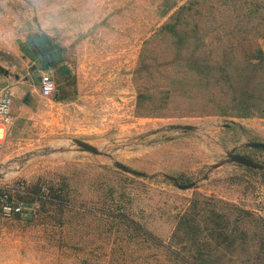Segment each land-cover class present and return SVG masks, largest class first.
<instances>
[{
	"label": "rangeland",
	"instance_id": "obj_1",
	"mask_svg": "<svg viewBox=\"0 0 264 264\" xmlns=\"http://www.w3.org/2000/svg\"><path fill=\"white\" fill-rule=\"evenodd\" d=\"M0 80V264H264V0H0Z\"/></svg>",
	"mask_w": 264,
	"mask_h": 264
},
{
	"label": "built area",
	"instance_id": "obj_2",
	"mask_svg": "<svg viewBox=\"0 0 264 264\" xmlns=\"http://www.w3.org/2000/svg\"><path fill=\"white\" fill-rule=\"evenodd\" d=\"M53 76L49 69L40 74V94L47 97L53 90ZM12 94L8 87L0 88V151L5 142V126L12 122ZM22 213V207L15 197L0 188V217L4 219L14 218Z\"/></svg>",
	"mask_w": 264,
	"mask_h": 264
},
{
	"label": "crops",
	"instance_id": "obj_3",
	"mask_svg": "<svg viewBox=\"0 0 264 264\" xmlns=\"http://www.w3.org/2000/svg\"><path fill=\"white\" fill-rule=\"evenodd\" d=\"M41 56V55H40ZM40 56H38L37 55V53H36V57H40ZM42 58V62H43V64H42V66H45V68H47V64H48V61H47V58L46 57H41ZM1 81V80H0ZM1 83V82H0Z\"/></svg>",
	"mask_w": 264,
	"mask_h": 264
},
{
	"label": "trees",
	"instance_id": "obj_4",
	"mask_svg": "<svg viewBox=\"0 0 264 264\" xmlns=\"http://www.w3.org/2000/svg\"><path fill=\"white\" fill-rule=\"evenodd\" d=\"M44 69H47V68H44Z\"/></svg>",
	"mask_w": 264,
	"mask_h": 264
}]
</instances>
